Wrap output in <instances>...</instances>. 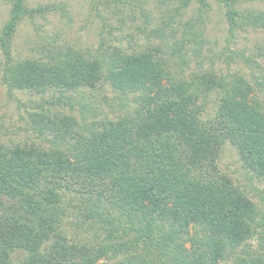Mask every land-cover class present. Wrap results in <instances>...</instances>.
Returning a JSON list of instances; mask_svg holds the SVG:
<instances>
[{
	"label": "trees",
	"instance_id": "1",
	"mask_svg": "<svg viewBox=\"0 0 264 264\" xmlns=\"http://www.w3.org/2000/svg\"><path fill=\"white\" fill-rule=\"evenodd\" d=\"M5 1L0 86L10 96L20 90L43 101L30 102L27 110V126L39 143L0 139V264H114L119 255L118 264H217L229 258L264 264V191L254 202L246 186L217 166L228 142L248 179L264 181V102L244 78L205 71L185 80L181 65L175 78L166 68L175 48L162 56L159 44L127 52L101 43L83 54L49 42L35 46L37 55L13 58L16 25L41 7ZM190 1L204 11L206 0H181V6ZM217 2L226 8L231 30L237 16L264 29V11L241 12L237 0ZM103 85L120 96L113 118L89 119L96 107L80 101L79 117L51 109L65 103L72 110L75 93ZM212 90L216 109L204 122L197 103ZM4 129L0 120V136ZM68 189L80 194L87 216L109 230L105 241L64 235ZM117 210L124 218L114 215ZM47 240L52 243L46 249Z\"/></svg>",
	"mask_w": 264,
	"mask_h": 264
},
{
	"label": "rangeland",
	"instance_id": "2",
	"mask_svg": "<svg viewBox=\"0 0 264 264\" xmlns=\"http://www.w3.org/2000/svg\"><path fill=\"white\" fill-rule=\"evenodd\" d=\"M237 2L241 12L250 9L254 12L264 11V0ZM24 3L28 8L41 7V11H37L32 19L24 17L16 25L11 47L13 58L37 55L39 53L34 50L35 46L49 42L50 45L78 48L83 54L88 53L87 50L93 52L98 49L101 43H110L127 52L159 44L163 48V52L160 51L162 56L168 55L166 52L171 53L170 47L175 48L174 55L169 56L170 59L167 57L166 65L175 78H180L174 74L180 65L185 80L191 79V73L205 71L226 79L241 76L264 102V29L244 23L237 16V24L231 30L226 8L217 0H206L203 12L198 9L197 2L190 1L186 6H181V0H24ZM8 16L9 5L5 0H0V30ZM178 57L183 58L186 65H182ZM97 87L75 93L72 110L65 103L51 109H63L65 113L79 117L77 102L80 101L96 107V116L92 115L89 119H101L103 116L113 118L120 96L118 98L107 85ZM8 94L6 88L0 86V120L5 124L0 139L3 142L26 139L39 143L31 126H27V110L31 108L30 102L43 100L38 94L20 90L14 91L11 96ZM49 94L44 95V100ZM131 96L124 98L127 97V102L132 105L134 101ZM215 96L216 90H212L206 97L201 95L197 103L202 106L199 118L204 122H209L214 116ZM111 98H114L112 108L108 103ZM19 100L24 105H18ZM44 105L48 106L47 103ZM20 115L25 119L20 120ZM217 166L234 184L242 189L246 186L247 195L254 202H259L257 191H264V181L253 177L248 179L250 173L242 166L236 149L230 143L222 144ZM66 195L71 198L64 209L61 226L64 235L70 241H105L109 230L100 228V222L87 216L79 201L80 194L68 189ZM119 214L120 210L114 213L117 217ZM120 217L124 218L122 215ZM124 220H121V224H126ZM249 242L256 246L255 240ZM51 243V240H47L42 246L47 249ZM117 257L111 263L118 264L123 255ZM100 262L107 261L101 259ZM217 264L237 263L229 258L219 260Z\"/></svg>",
	"mask_w": 264,
	"mask_h": 264
}]
</instances>
